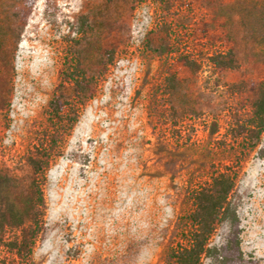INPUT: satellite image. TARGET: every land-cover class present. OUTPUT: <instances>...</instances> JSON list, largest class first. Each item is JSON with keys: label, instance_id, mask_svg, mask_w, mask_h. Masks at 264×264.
I'll return each instance as SVG.
<instances>
[{"label": "rangeland", "instance_id": "obj_1", "mask_svg": "<svg viewBox=\"0 0 264 264\" xmlns=\"http://www.w3.org/2000/svg\"><path fill=\"white\" fill-rule=\"evenodd\" d=\"M262 88L264 0H0V172L20 193L27 157L48 162L30 253L7 225L0 264H176L195 192L222 172L234 185L200 264H222L236 232L264 264Z\"/></svg>", "mask_w": 264, "mask_h": 264}, {"label": "trees", "instance_id": "obj_2", "mask_svg": "<svg viewBox=\"0 0 264 264\" xmlns=\"http://www.w3.org/2000/svg\"><path fill=\"white\" fill-rule=\"evenodd\" d=\"M220 55V54H219ZM80 65V63H79ZM70 84L81 98L93 95V78H87L83 67L75 68L68 77ZM63 92V91H62ZM61 93H55L49 102L50 114L61 121L65 104L67 103ZM253 118L256 129H264V88L259 92L254 104ZM27 162L33 168V177L24 192L12 190L13 177L0 172V231L7 225L21 227V235L10 242L18 253L28 255L31 243L40 228L42 220L44 198L41 187L42 169L47 160L33 154L27 157ZM234 185L232 176L222 172L213 178L211 185L202 187L194 195L195 208L192 220L195 228L190 243L180 246L174 253L176 264H200L204 255L208 253L209 238L215 228L216 220L224 208L227 193ZM222 264H260L253 258H245L240 248V239L236 233L230 236L228 243L221 247Z\"/></svg>", "mask_w": 264, "mask_h": 264}]
</instances>
